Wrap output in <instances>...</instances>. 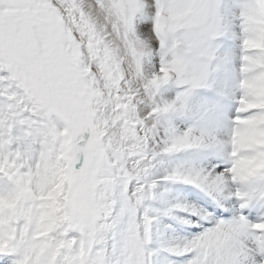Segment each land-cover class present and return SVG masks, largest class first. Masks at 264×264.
I'll use <instances>...</instances> for the list:
<instances>
[{"label":"snow or ice","instance_id":"1","mask_svg":"<svg viewBox=\"0 0 264 264\" xmlns=\"http://www.w3.org/2000/svg\"><path fill=\"white\" fill-rule=\"evenodd\" d=\"M225 35L239 42L229 166L175 167L161 178L201 189L205 207H146L168 196L150 178L159 155L151 140L181 96L156 102V92L170 80L184 86L178 51ZM154 51L161 63L148 76ZM165 135L163 153L204 143L194 128L169 125ZM260 137L264 0H0V264H154L153 225L165 216L201 229L164 249L181 264H264V214H246L264 201ZM228 181L238 208L225 205ZM220 209L231 215L219 218Z\"/></svg>","mask_w":264,"mask_h":264},{"label":"rangeland","instance_id":"2","mask_svg":"<svg viewBox=\"0 0 264 264\" xmlns=\"http://www.w3.org/2000/svg\"><path fill=\"white\" fill-rule=\"evenodd\" d=\"M143 24L145 23L140 22L137 25V29L140 34L141 31L143 30ZM233 31H238V28H234ZM238 43L239 42L237 39L229 35L218 37L212 42V48L214 49V58L212 61H210L209 64L210 75L208 77L207 86L204 88L193 89L189 94L185 107L177 108L173 112L177 114V118H179V116H183L181 117L183 122L182 123L179 122V124L182 126L184 131L187 130L188 128H194L198 132H200L204 137V143L201 146L195 149H190L189 151L184 150V151H188L190 155H193L194 153H196V151H202V150H204L205 152H211L212 150L211 147H213L212 144H216L215 142L217 141V136L220 133L219 131L220 127H222L223 131L225 130L226 126H230L232 128V125L229 124L231 120H229L228 117L232 119V117L235 115V109L237 107L236 100L237 97L239 96V90L237 86L239 80V72H238L239 59L237 55L238 54L237 50L239 51L237 47ZM150 59H153L154 62L156 63L155 64L156 70H153L150 67V63H149L151 61ZM160 63H161L160 55L158 54L157 51H154L153 54H151L149 57L146 58V61L144 63L145 73L148 76H151L153 73H156L160 67ZM184 88L185 86L177 84L174 80H170L167 83L161 85V87L157 90L154 99L156 102H160L163 98L162 93L164 92V90H170L173 98L175 99L179 93L184 91ZM234 96L236 98H234ZM152 107H153V102L147 99L143 100L139 105V108L141 110L143 109L146 111H150ZM170 116L174 117L175 115H170L169 112L161 114L158 117L159 127L158 125L157 127L160 128L164 124L170 123L171 122ZM185 120L187 121L184 122ZM172 122L174 123V121ZM229 138L230 135L228 137V142H229ZM224 143H225V139H224ZM184 151H180V152L183 153ZM180 152L172 153L170 158H162L161 160H159L158 158L161 157V155L156 156L157 160L153 161V167L150 169V178L159 182L160 187L157 190L167 189L168 192L176 191L175 186L178 185L179 183H168L163 181L161 178L164 177L171 170V165L173 164L172 162L176 163L178 162L179 159L183 161L184 159H186L185 155H183V158H179L178 155L180 154ZM167 154L169 156V153ZM177 158L179 159L177 160ZM189 158L192 159L191 157ZM206 159H208V157H206ZM213 161L215 163H219V159H217V161L213 159ZM196 164L198 163L196 162ZM149 204H151V206ZM152 204L157 206V203L155 202V198L145 202V206L146 207L150 206L149 208H152ZM199 204L200 207L206 206V203L203 204V202L201 201L199 202ZM4 207L5 205L3 201H0V209H3ZM54 211L55 209H51L49 215H51L52 212ZM159 221L160 218L153 225V241H154L155 231L156 230L161 231V229L164 228L160 226L161 224H159ZM169 223L171 224L170 221ZM172 228L175 230L173 226ZM113 239L114 241L118 242L119 238L118 236H114ZM153 241L150 245V248L155 252V255L153 257V262L154 264H162L163 262L162 259H156L158 255L160 256V253L155 250L154 248L155 244L153 243Z\"/></svg>","mask_w":264,"mask_h":264},{"label":"bare ground","instance_id":"3","mask_svg":"<svg viewBox=\"0 0 264 264\" xmlns=\"http://www.w3.org/2000/svg\"><path fill=\"white\" fill-rule=\"evenodd\" d=\"M141 34H142V37L147 35L145 24H143V30L141 31ZM237 53H238V50H237ZM235 54H236V52H235ZM150 60H151L149 62L150 67L153 70H156L155 69L156 63L154 62L153 59H150ZM235 65H237V64H235ZM162 96H163V98L160 102H164V101L170 102V101L174 100L170 90H164V92L162 93ZM234 98H236V97L234 96ZM142 111L147 112L146 110H143V109H142ZM173 112H174V110L169 111L170 115H175L174 117L170 116L171 117L170 121L171 122L174 121V123L173 122L172 123L171 122L166 123L160 128H158L159 127V125H158L156 132L153 135L152 140H151L152 150L158 152L159 155H161V157H158L159 160H161L162 158H170V156L172 154V153H170L168 156L167 153L162 152L164 142L168 139V137L165 135V129L170 125L171 127L175 128L177 130V132H183L184 131L182 126L179 124V122L180 123L183 122L182 118H181L183 116H179V118H177V114H175ZM228 119L232 120V119H230V117H228ZM186 121L187 120H185L184 122H186ZM231 129L232 128L230 126H226L225 130L223 131L222 127H220V129H219L220 133L218 132L219 135L217 136L218 142L215 140L216 144H212L213 147H211V149H212L211 152H205L204 150H202V151H196V153H194L193 155H190L188 153L189 150L184 151L183 153L180 152V154L178 155L179 158H183V155H185L186 159H184V161H183V160L177 158V160L178 159L179 160L176 163L172 162L174 165L173 164L171 165V170L175 167H182L184 169H190L191 168V169L208 170V169H211L213 167V165H215L216 170L219 171L223 168L228 167L229 166L228 162H227V154L229 151L228 137L231 133ZM241 138L242 139H249V140L253 139L252 135H250V134L242 135ZM224 139H225V143H224ZM260 139H264V137H260ZM189 157H191L192 159H190ZM206 157H208V159H206ZM212 158L215 159V161H217V159H219V163H215ZM155 160H157V158H155L153 161H155ZM196 162L198 164H196ZM175 187L174 188L176 189V191L168 192V196H167L165 201L161 202L160 200L155 199L157 206L152 204V208H156V209L164 208V207H167V206H169L173 203H176L178 201L179 202H187L189 204L198 205V206H200V204H199L200 201L203 202V204H205V203L207 204V203L212 202L211 198L208 195H206L203 191H201V189L195 187L192 184L179 183ZM235 187L236 186L231 181H228L226 184V187H225L224 192H223V195L226 198L225 199L226 207L228 205H234L237 208L239 207V205L236 202L235 197H233L231 195V192H233L235 190ZM157 191H161V189L157 190ZM149 205L151 206V204H149ZM246 214H248L249 220L255 221L258 217H260L262 214H264V201H260V200L253 201L252 204L250 205V207L246 210ZM165 220H167V221H165ZM169 221L171 222V224L169 223ZM159 224H161L160 226H162L164 228L163 229L160 228L161 231L156 230L155 234H154V241H153V243L155 244L154 248L156 251H158L160 253V256L158 255L156 257V259H162L163 260L162 264H168L169 261H174L175 264H181V262L185 259V257L170 255L164 249L174 242H179V241H182L185 239H190L192 236L196 235L199 231H201V229L198 227L191 226V225L181 224L177 220H173L171 218V216L160 217ZM207 225H209V224L204 223V227H208ZM172 226L175 228V230L172 228ZM257 259H259V257H257ZM160 262H161V260H160Z\"/></svg>","mask_w":264,"mask_h":264},{"label":"clouds","instance_id":"4","mask_svg":"<svg viewBox=\"0 0 264 264\" xmlns=\"http://www.w3.org/2000/svg\"><path fill=\"white\" fill-rule=\"evenodd\" d=\"M212 42L203 48H193L191 50L178 51L174 57L177 65V78L185 81L184 91L181 92L180 101L177 108H184L189 94L193 89L204 88L207 86L210 75V61L214 58Z\"/></svg>","mask_w":264,"mask_h":264}]
</instances>
